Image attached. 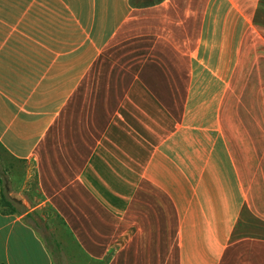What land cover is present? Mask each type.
Returning a JSON list of instances; mask_svg holds the SVG:
<instances>
[{
	"label": "crops",
	"instance_id": "crops-1",
	"mask_svg": "<svg viewBox=\"0 0 264 264\" xmlns=\"http://www.w3.org/2000/svg\"><path fill=\"white\" fill-rule=\"evenodd\" d=\"M0 151V264H264V0H0Z\"/></svg>",
	"mask_w": 264,
	"mask_h": 264
},
{
	"label": "rangeland",
	"instance_id": "rangeland-1",
	"mask_svg": "<svg viewBox=\"0 0 264 264\" xmlns=\"http://www.w3.org/2000/svg\"><path fill=\"white\" fill-rule=\"evenodd\" d=\"M6 158V155H4V153H2L1 151H0V173H1V175H2V178H3V180H4V185L5 186H7V179H6V176H5V174H4V169H3V165H2V162H1V160H2V158ZM34 199L35 200H37V195H36V193L34 192ZM33 199V200H34ZM28 201H29V203L30 204H32V200L31 199H27ZM38 221V223L40 224H38V229L42 232V233H44L45 232V229H44V227H43V225H44V219L43 220H37ZM49 240L51 241V239L49 238ZM50 246H51V248H52V251H53V254H54V257H55V261H56V264H69V262H68V260L66 259V257H65V255H63L62 254V252H60V251H58L57 249H56V247L53 245V243L52 242H50Z\"/></svg>",
	"mask_w": 264,
	"mask_h": 264
},
{
	"label": "trees",
	"instance_id": "trees-1",
	"mask_svg": "<svg viewBox=\"0 0 264 264\" xmlns=\"http://www.w3.org/2000/svg\"><path fill=\"white\" fill-rule=\"evenodd\" d=\"M159 1H161V0H130V2L132 4L137 5V6L150 5V4L159 2ZM11 201H12V199L8 200V198H7V195L5 193L4 183H3V180H2V196H1V199H0V205L4 202L8 206H12Z\"/></svg>",
	"mask_w": 264,
	"mask_h": 264
}]
</instances>
